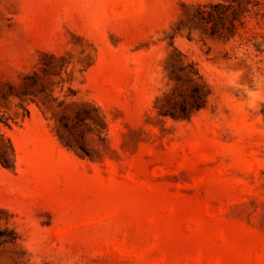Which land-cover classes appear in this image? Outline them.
<instances>
[{
  "label": "rangeland",
  "instance_id": "1",
  "mask_svg": "<svg viewBox=\"0 0 264 264\" xmlns=\"http://www.w3.org/2000/svg\"><path fill=\"white\" fill-rule=\"evenodd\" d=\"M218 1L0 0V264H264V19L204 35ZM173 47L210 90L188 119L154 107Z\"/></svg>",
  "mask_w": 264,
  "mask_h": 264
},
{
  "label": "trees",
  "instance_id": "2",
  "mask_svg": "<svg viewBox=\"0 0 264 264\" xmlns=\"http://www.w3.org/2000/svg\"><path fill=\"white\" fill-rule=\"evenodd\" d=\"M263 7L260 0H222L209 4H197L193 12L188 14V18L204 35L225 41L234 39L238 35L242 40L245 39L244 43H247L250 38L243 36L241 29H246V21L251 17L264 19ZM253 43L257 50L264 51L263 41ZM174 53L175 55H170L168 65L165 67L168 79L173 82V87L171 92L156 98L154 107L160 116L188 119L193 112L205 107L210 90L195 64L176 48H174ZM183 86H186L185 90ZM0 122L8 125L7 117H4L1 112ZM60 123L68 127L64 120ZM4 139L7 141V147L2 145ZM61 139L67 147L77 151L80 155H86L83 147L63 137ZM14 164L13 145L0 128V165L13 168Z\"/></svg>",
  "mask_w": 264,
  "mask_h": 264
}]
</instances>
